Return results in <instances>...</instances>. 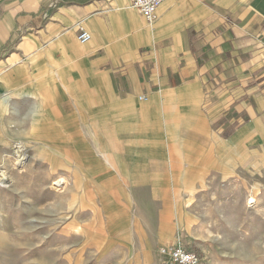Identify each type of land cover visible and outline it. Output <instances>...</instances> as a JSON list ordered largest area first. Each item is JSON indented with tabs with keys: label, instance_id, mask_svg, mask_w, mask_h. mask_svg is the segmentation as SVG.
<instances>
[{
	"label": "crops",
	"instance_id": "1",
	"mask_svg": "<svg viewBox=\"0 0 264 264\" xmlns=\"http://www.w3.org/2000/svg\"><path fill=\"white\" fill-rule=\"evenodd\" d=\"M80 27L92 37L85 45ZM84 119L139 140L86 154L132 187L133 204L153 208L118 211L130 244L102 257L172 263L159 249L196 243L199 194L229 184L258 203L264 195V0H166L153 23L129 0H0V137L30 123L29 138L46 126L44 139L52 124L80 144Z\"/></svg>",
	"mask_w": 264,
	"mask_h": 264
},
{
	"label": "rangeland",
	"instance_id": "2",
	"mask_svg": "<svg viewBox=\"0 0 264 264\" xmlns=\"http://www.w3.org/2000/svg\"><path fill=\"white\" fill-rule=\"evenodd\" d=\"M83 123L86 137L82 136L80 144L74 143L69 132L67 139L58 137L52 124L49 137L44 139L46 126L34 130V135L40 137L29 138L33 133H28L27 127L31 128L32 124L13 125L18 133L14 142L26 139L41 143L46 158H58L59 166L50 174L47 162H37L23 170L17 167L8 170L15 180L12 186H0V213L4 222L0 227V264H96L98 261L107 264L116 258L109 252L110 260L106 261L102 257L104 253L130 244L127 218L113 219L117 212L133 214L141 210L143 214L153 210L142 200L133 204L129 198L132 187L112 168H107L103 160L86 154L87 147L119 152L132 149L139 147V140L131 139L134 134L128 133L129 138L124 136L119 125H111L110 129L105 121L96 122L97 128L87 119ZM5 141L1 136L0 170L7 168L2 160ZM122 160L127 162L125 158ZM59 171L70 176L67 186L56 192L52 181ZM228 173L225 170L223 176L227 177ZM45 176L51 179L50 183L42 181ZM260 189L258 186L253 191L258 193ZM207 190L198 195L191 208L194 214L189 215V241L194 238L196 243L187 249L199 255V264H264V195L259 203L255 196H250L257 201L250 206L248 188L221 184ZM132 194L137 199L136 189L133 188ZM107 223L110 230L101 233ZM174 245L180 244H169ZM99 248L101 255L97 256Z\"/></svg>",
	"mask_w": 264,
	"mask_h": 264
},
{
	"label": "bare ground",
	"instance_id": "3",
	"mask_svg": "<svg viewBox=\"0 0 264 264\" xmlns=\"http://www.w3.org/2000/svg\"><path fill=\"white\" fill-rule=\"evenodd\" d=\"M92 125L97 128L96 121L92 122ZM102 127H104V124L102 125ZM123 131L124 130H122V132ZM2 137L6 140L5 141L6 143H4L3 146L4 151L2 154V160L4 164L7 166V168L5 170H0V186H9L14 183L15 177L13 173L11 171L8 172V170L14 171L15 167L23 170V169H27L28 167H31V165H34L37 162L39 163L47 162V164L50 165L47 171L49 174L57 171V168L59 166L58 158L54 156L52 158H50L49 156L46 158V156L42 152L41 143L30 142L27 141L26 139H22L21 141L14 142V139L8 136L6 133L2 134ZM68 176L70 175L64 174L59 171V173L53 177L55 179L52 181V187L56 192L62 191V189H64L67 186L69 181ZM50 180L51 179L49 177L46 176L42 177V181H48V183H50ZM256 202L257 201L254 197H249L248 205L251 206L253 204H256ZM2 220H3L2 213H0V227L4 223L2 222Z\"/></svg>",
	"mask_w": 264,
	"mask_h": 264
},
{
	"label": "built area",
	"instance_id": "4",
	"mask_svg": "<svg viewBox=\"0 0 264 264\" xmlns=\"http://www.w3.org/2000/svg\"><path fill=\"white\" fill-rule=\"evenodd\" d=\"M130 5L138 9L148 23H153L157 16L159 7L166 0H129ZM78 42L81 45L89 43L92 39L91 34L83 27L79 28ZM143 100H147L144 98ZM162 257L169 259L173 264H199L200 257L195 252L188 250L183 245L163 246L159 249Z\"/></svg>",
	"mask_w": 264,
	"mask_h": 264
}]
</instances>
